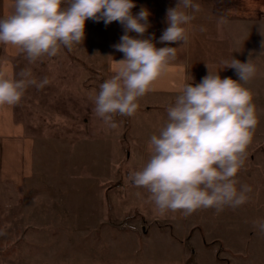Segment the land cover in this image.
Segmentation results:
<instances>
[{"label":"rangeland","instance_id":"1","mask_svg":"<svg viewBox=\"0 0 264 264\" xmlns=\"http://www.w3.org/2000/svg\"><path fill=\"white\" fill-rule=\"evenodd\" d=\"M108 35L103 20L88 19L83 42L71 50L34 63L21 53L15 61L16 78L30 69L49 83L30 86L16 105V120L35 140V161L22 184H0V264H264V233L254 226L264 220L262 78L245 85L259 121L237 175L238 188H252L249 201L219 214L159 215L129 176L149 159L150 138L176 97L139 98L135 115L114 117L115 129L97 117L93 98L109 78L99 69Z\"/></svg>","mask_w":264,"mask_h":264},{"label":"clouds","instance_id":"2","mask_svg":"<svg viewBox=\"0 0 264 264\" xmlns=\"http://www.w3.org/2000/svg\"><path fill=\"white\" fill-rule=\"evenodd\" d=\"M12 7L0 19V44L15 46L29 63L55 57L62 47L71 50L83 42L88 19L103 20L105 25L120 22L125 34L114 48L124 58L115 61L114 75L93 98L95 114L113 129L118 127L114 117L135 115L139 98L153 90L177 57V47L157 48L152 38L128 35L135 32L142 37L150 26L147 9L133 15V0H14ZM188 9L195 13L200 5L178 0L167 10L168 27L161 43L188 42L186 26L195 19ZM224 63L235 69L239 79H222L219 72L209 70L200 83H185L174 105L167 108L166 125L150 138L149 159L129 176L135 187L147 191L159 215L182 211L188 216L201 209H215L219 214L250 199L251 186L238 188L237 175L259 122L253 93L245 87L258 69L249 59ZM18 76L0 72V106L18 105L30 86L43 89L49 83L46 77L37 81L30 69ZM254 226L264 233V220L255 221Z\"/></svg>","mask_w":264,"mask_h":264},{"label":"crops","instance_id":"3","mask_svg":"<svg viewBox=\"0 0 264 264\" xmlns=\"http://www.w3.org/2000/svg\"><path fill=\"white\" fill-rule=\"evenodd\" d=\"M13 2L0 0V19L7 16V5L10 7L8 13L13 11ZM133 3L136 5L131 10L133 15L138 14L141 8L147 9L150 26L142 37L135 32L128 35L152 38L157 48L177 47V57L168 72L144 96L162 100L177 97L185 83H200L209 70L219 72L222 79L238 80L235 69L225 67L224 63L233 58L241 62L252 61L257 66V75L264 81V0H193L200 5V10L195 13L187 10L194 14L195 19L186 26L189 29L188 42L181 45L160 42L168 27L165 23L167 10L175 7L178 0H133ZM107 26L109 35L104 43L107 44L108 55L99 69L104 77L111 78L116 68L115 61L124 58L114 45L120 43L125 29L118 21ZM201 27L206 30L200 31ZM20 54L15 46L0 44V72L16 78L15 61ZM15 111L16 105L0 106V184L7 181L22 184L34 169L35 140L26 135L25 125L16 120Z\"/></svg>","mask_w":264,"mask_h":264}]
</instances>
